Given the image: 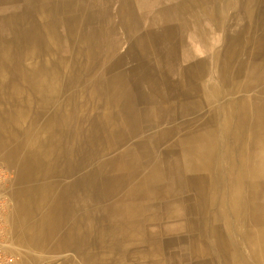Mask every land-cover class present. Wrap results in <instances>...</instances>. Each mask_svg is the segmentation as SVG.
<instances>
[{
  "label": "bare ground",
  "instance_id": "bare-ground-1",
  "mask_svg": "<svg viewBox=\"0 0 264 264\" xmlns=\"http://www.w3.org/2000/svg\"><path fill=\"white\" fill-rule=\"evenodd\" d=\"M261 1L0 0V264H264Z\"/></svg>",
  "mask_w": 264,
  "mask_h": 264
},
{
  "label": "crops",
  "instance_id": "crops-1",
  "mask_svg": "<svg viewBox=\"0 0 264 264\" xmlns=\"http://www.w3.org/2000/svg\"><path fill=\"white\" fill-rule=\"evenodd\" d=\"M250 5L251 0H208L204 9L210 15L207 14L205 17L212 19L215 27L211 30V39L206 45L200 47V51L204 53V55H201L204 62L213 64V57L217 56L226 48L227 33L229 34L230 27L232 26L231 29H234L235 23L242 24L241 22L245 19L242 17L243 13ZM261 5H264V0L261 1ZM231 32L234 33L233 30ZM257 38L259 41L262 40V33H259ZM220 145L219 149L221 147Z\"/></svg>",
  "mask_w": 264,
  "mask_h": 264
}]
</instances>
